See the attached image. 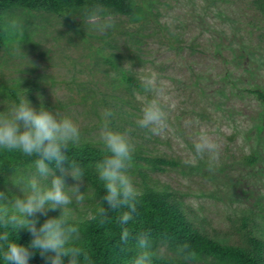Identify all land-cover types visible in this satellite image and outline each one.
<instances>
[{"label":"rangeland","instance_id":"rangeland-1","mask_svg":"<svg viewBox=\"0 0 264 264\" xmlns=\"http://www.w3.org/2000/svg\"><path fill=\"white\" fill-rule=\"evenodd\" d=\"M134 15L108 10L114 27L100 32L83 20V11L58 15L42 3L6 8L4 20L21 24L19 39L0 44V112L26 92L40 105L70 116L81 140L102 145L101 113L111 109L110 127L128 131L136 154L163 156L178 164L164 172L138 159L130 175L139 189L149 183L174 192L193 209V219L222 241L252 244L241 230L264 239V105L250 89L264 88V0H136ZM22 44L25 53L13 54ZM155 74L165 87L168 128L152 134L137 124L153 93L123 78ZM206 130L219 144V159L209 168L207 156L187 163L194 141ZM252 155L255 163L248 162ZM55 175L61 168L51 167ZM64 170L67 186L74 181ZM35 167L8 175V187L22 195ZM50 175L46 183H51ZM85 199L69 205L75 219L90 217L99 198L90 181L79 184ZM60 210V209H58ZM61 211V210H60ZM52 210L47 212L50 213ZM157 252L176 256L167 243ZM196 264H218L203 254Z\"/></svg>","mask_w":264,"mask_h":264},{"label":"clouds","instance_id":"clouds-1","mask_svg":"<svg viewBox=\"0 0 264 264\" xmlns=\"http://www.w3.org/2000/svg\"><path fill=\"white\" fill-rule=\"evenodd\" d=\"M83 20L100 32L114 27V17L101 4L86 7ZM21 24L16 19L7 21L5 30L16 34ZM13 54L24 53L22 44L13 46ZM25 54V53H24ZM142 85L153 93L142 108V116L137 124L148 129L152 134H160L168 128L169 109L174 104L168 103L165 87L158 83L155 74H145L140 77ZM103 126L99 139L103 149L109 153L97 163L99 179L104 182L106 194L96 210L99 223L108 220V210L126 208L119 217L122 226L120 242L127 245L131 236L126 227L132 220L137 207V198L142 194L134 185L130 175L135 145L128 134L113 130L110 127L113 112L105 109L102 113ZM81 132L79 125L67 115L40 105L37 111L26 96V92L18 96V103H12L7 111L0 112V149L17 151L25 156H36L35 168L40 179L31 177L23 185L22 195L9 199L0 194V259L4 264H29L35 251L50 264H91L90 255L79 246L81 240L80 227L75 223L69 205L73 202L81 204L85 196L79 184L84 178L80 164L71 165V178L77 183L66 185L64 170L61 175L52 172L51 165L62 166L68 160L66 155L69 145H79ZM219 144L206 131L201 130L194 141V152L190 153L187 163L195 164L207 156L209 168L219 159ZM51 183H46L49 176ZM106 205V206H105ZM60 209V214L47 218L37 230L36 221L30 219L37 213L47 215L49 210ZM17 234L21 229H27L32 234L28 244H20L10 240V231ZM137 253L133 264H153V253L148 233L137 237ZM187 244L182 246L186 249ZM194 253H187L185 259L194 258Z\"/></svg>","mask_w":264,"mask_h":264},{"label":"trees","instance_id":"trees-1","mask_svg":"<svg viewBox=\"0 0 264 264\" xmlns=\"http://www.w3.org/2000/svg\"><path fill=\"white\" fill-rule=\"evenodd\" d=\"M37 3H42L47 11L58 15L84 10L94 4H101L108 10L130 16L137 11L136 0H0V44L7 46L19 39V32L10 34L5 30L7 21L3 19L1 11L12 7L31 9ZM123 78L135 87L142 86L141 81L130 73H124ZM250 92L254 93L264 105L263 87L252 88ZM108 154L102 145L91 140H84L80 141L79 145H69L66 153L68 160L63 162L62 166L58 167L55 163L51 165L53 168L71 169L73 162L80 164L84 171V178L88 179L95 188L99 201L93 214L86 218H74L81 230L79 246L90 255L91 264H133L140 251L137 247V237L142 233H148L153 264H196L194 261L203 254H214L218 264H264V239L251 228L253 223L251 214L242 218L241 225V230L252 243L250 249L244 246L241 240L222 241L214 237L193 219V209L174 192L147 182L144 187L139 188L142 194L137 198V207L132 220L126 225L131 233L129 242L127 245L121 244L122 226L119 223V217L128 209H109L108 220L103 224L99 223L96 217V210L106 194L104 182L99 179L96 165ZM36 159V156L29 157L17 151L0 149V194L9 199L17 196L8 187L10 182L8 175L35 167ZM138 159L147 161L153 170L162 172L178 164L174 159L163 156L134 153L132 162L136 163ZM257 159V156L252 155L248 158V162L255 163ZM59 214L60 210L56 209L47 215L37 213L30 219L36 221L38 230L47 218ZM9 231L10 240L18 239L17 242L20 244H28L33 238L27 229H21L18 234L11 229ZM160 242L167 243L170 250L177 255L166 256L157 252L156 246ZM185 244L188 247L182 249ZM189 252L195 254L194 258L185 259V255ZM0 264H4L2 259ZM29 264H50V261L42 258L39 251H35Z\"/></svg>","mask_w":264,"mask_h":264}]
</instances>
